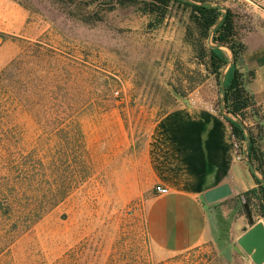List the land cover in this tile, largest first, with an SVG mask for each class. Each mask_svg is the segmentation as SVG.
I'll return each instance as SVG.
<instances>
[{"label":"rangeland","instance_id":"374dc122","mask_svg":"<svg viewBox=\"0 0 264 264\" xmlns=\"http://www.w3.org/2000/svg\"><path fill=\"white\" fill-rule=\"evenodd\" d=\"M13 1L26 24L0 30V264H249L228 238L162 255L144 228L155 187L144 150L155 116L200 84L220 106L221 75L217 84L197 56L189 10L171 3L155 26L140 3ZM220 1L240 37L264 9V0ZM74 117L87 149L81 173L59 133ZM25 178L39 180L35 189L65 183L69 194L13 231L6 208L30 211L41 197L20 192L16 208L7 206L11 181Z\"/></svg>","mask_w":264,"mask_h":264},{"label":"crops","instance_id":"0c3cea01","mask_svg":"<svg viewBox=\"0 0 264 264\" xmlns=\"http://www.w3.org/2000/svg\"><path fill=\"white\" fill-rule=\"evenodd\" d=\"M254 17L240 37L245 49L239 67L254 102L246 110L244 123L254 132L256 125L261 127L264 151V9ZM25 24L26 16L13 0H0V30L20 31ZM224 53L229 61L230 53ZM230 66L224 72L226 81ZM202 86L197 85L183 101L155 116L145 140L144 160L151 181L168 189L162 194L153 191L143 215L146 235L162 255L208 242L218 245L227 238L236 245L253 223L263 222L251 210V224L242 205V194L255 186L252 173L261 176L249 169L238 136ZM223 183L229 184L231 195L206 203L203 193Z\"/></svg>","mask_w":264,"mask_h":264},{"label":"trees","instance_id":"16d2710c","mask_svg":"<svg viewBox=\"0 0 264 264\" xmlns=\"http://www.w3.org/2000/svg\"><path fill=\"white\" fill-rule=\"evenodd\" d=\"M119 6L140 3L142 12L154 17V25H159L167 16L170 4L178 3L182 9L189 10V19L192 28L187 27L186 33L193 38V46L196 49L197 56L200 59H206V69L209 74L214 75L217 84L221 75L222 67L227 63V57L222 49L215 46L206 45L209 38L214 45L226 46L233 53V61L231 63L230 79L225 82L224 107L233 116L245 121L246 110L253 105V96L244 87L243 73L240 71L238 57L242 56L245 49L240 36L237 33L234 21V13L230 8L223 12L219 9L220 0H197L199 3H190L184 0H115ZM212 31V32H211ZM211 33V34H210ZM191 38V37H190ZM4 106L0 102V114L4 113ZM231 126V130L238 136L241 145L245 142V134L243 128L233 120L226 118ZM256 132L248 126L250 131V140L248 143V157L251 161L255 172H258L264 179V151L261 148L262 129L256 125ZM62 137L66 138L65 144L68 149L73 151L76 158L79 173L87 168V149L84 142V136L81 126L76 117L70 119L68 123L60 127ZM68 137V139H67ZM255 186L246 190L243 196V207L251 215V210L260 216L264 223V186L260 182V178L252 173ZM39 180L32 179H15L11 181L12 193L7 202L10 208H16L13 201L18 197L20 192H29L31 195L41 196L38 203L30 210L20 209L16 213H12L6 208L9 214L7 216L12 220L10 225L13 231L19 227L28 228L30 225L39 220L42 215L61 202L68 194V185L65 183H49L45 188H33ZM5 192V188L0 187V195ZM42 194V195H40ZM0 209L2 204L0 203ZM7 212V211H6ZM253 223V220H249Z\"/></svg>","mask_w":264,"mask_h":264},{"label":"water","instance_id":"95a60500","mask_svg":"<svg viewBox=\"0 0 264 264\" xmlns=\"http://www.w3.org/2000/svg\"><path fill=\"white\" fill-rule=\"evenodd\" d=\"M219 9L226 12L225 7L219 6ZM212 32V31H211ZM211 34V33H210ZM210 39V35H209ZM219 48H226L230 53V60L224 66V69L221 73L220 79V109L222 114L230 119L238 123L244 130L245 134V142L242 148L243 157L252 172H255L254 167L249 160L248 157V143L250 140V131L246 128L240 118H237L230 114L224 107V93H225V86H224V72L229 64L233 61V53L232 51L226 46L215 45ZM239 65L243 64V57H238ZM260 182L264 186V179L260 177ZM232 191L228 183H223L216 187H213L203 193V198L206 203H213L223 198L228 197L231 195ZM248 213V212H247ZM249 220H252L251 215L248 213ZM235 247L241 249L254 264H263L264 263V223L262 221H257L251 225L249 229H247L238 239L236 240Z\"/></svg>","mask_w":264,"mask_h":264},{"label":"built area","instance_id":"2783aa9c","mask_svg":"<svg viewBox=\"0 0 264 264\" xmlns=\"http://www.w3.org/2000/svg\"><path fill=\"white\" fill-rule=\"evenodd\" d=\"M243 148V147H242ZM154 191L158 194H162V193H166L168 191V189L166 187H163L161 185H156L154 187Z\"/></svg>","mask_w":264,"mask_h":264}]
</instances>
